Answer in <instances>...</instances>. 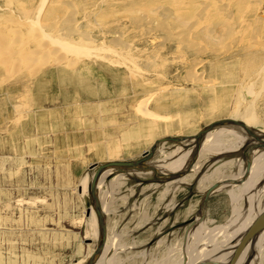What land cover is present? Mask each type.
I'll list each match as a JSON object with an SVG mask.
<instances>
[{
  "label": "rangeland",
  "instance_id": "1",
  "mask_svg": "<svg viewBox=\"0 0 264 264\" xmlns=\"http://www.w3.org/2000/svg\"><path fill=\"white\" fill-rule=\"evenodd\" d=\"M27 1L30 4L27 7L33 9L41 0ZM43 3H47L43 5L44 12L49 3L47 0H43ZM18 6V2L0 0V16L4 15L0 26L21 29L27 33V27L10 21L11 18L28 19L23 9ZM72 10L66 9L61 14L64 17L70 16ZM81 12L78 15L73 14L74 18L80 19L79 33L82 36L91 35L94 42H100L103 39L100 35L103 36V32L110 31L109 24L110 20L114 21L113 16L97 21L98 23L93 19L94 23L92 21V24H88L91 26L86 27L84 26L87 24L84 16L86 12ZM157 16L158 14L150 16L157 19L156 23L146 22L144 26L138 27L139 29L135 26L129 29L119 28L125 33L124 38L131 41L132 44L130 42L128 44L132 53L138 56L140 53L142 57L153 56V60L157 59L156 63L159 65L163 57L169 58L164 66L148 68L146 76L150 78L151 86L142 92H134L129 88V93L111 103L115 108L82 109L77 114L70 115L72 118L70 121L62 122L58 118L48 116L39 117L31 126L26 127V135H22L19 128L12 125L13 123L4 124V115L0 114V264H97L98 261L99 264H189L190 262L196 264L202 254L209 253L208 256H213V259L225 257L224 253L230 250L226 246L227 243H231L232 240L235 242L240 233L237 229L245 225L244 220L254 209L264 206V192L258 191L264 185V155L256 154V150L249 152L251 147H259L261 143H256V139L243 127L217 126L240 127L245 131L247 139L239 149H232L231 142L228 146V141L224 145L228 148L219 152V143H210L203 150L204 139L200 141L199 146L196 145L197 140L193 139L183 148L181 144L168 140L169 137L193 138L210 123L226 117L243 121L254 130L256 135L258 132L264 133V86L256 84L254 80L257 78H244L243 70L238 65L239 57L233 55L235 51H232L226 59L216 61L221 65L219 75L225 72L227 77L218 76L214 72L212 64L215 60L206 55L204 64L197 67L203 72L201 74V77L205 78L203 80L199 72H194L195 69L191 70L192 67L195 68L192 65L198 62L197 59H201L200 55L196 53L192 55L194 52L191 49L176 52L178 44L173 39L175 34L171 35L170 30H165L163 25L159 26L158 23L163 22L164 17ZM52 19L57 21L55 17ZM45 20L48 29L53 28L51 25L53 22L47 18ZM37 22L38 17L36 24ZM92 27L95 28L91 29ZM170 27L174 32L178 30L176 28L178 25L173 20H170ZM63 32L65 31L61 33ZM155 36L158 37L156 40H154ZM163 36L166 38L162 39ZM10 38L15 39L16 34H10ZM126 46V43L122 44L120 49L124 50ZM193 58L197 59L193 60ZM190 62L192 65L189 64ZM85 63L110 66L103 60L96 62L88 60ZM186 68H189L190 74H186ZM194 73L195 75H191ZM205 80L207 82H204ZM239 82L242 83V87L239 86L241 84ZM164 85H169L168 92L175 88L184 91L178 97L174 95L176 98H168L167 91L162 92L160 94L169 101L157 96L162 100L156 105L157 108L153 107V102L150 104L157 114L167 116L165 119L144 118L127 99L137 101L141 96L147 95L149 90ZM9 86L11 85L6 83L0 86V99ZM116 102L120 105L116 106ZM2 107L4 103L1 104L0 109ZM245 111L252 112L263 122L257 125L249 124L243 115ZM186 114H191L189 122H185ZM140 118L161 122L163 128L152 135L149 142L145 143L143 138L138 137L140 141L131 140L130 146L127 147L123 139L129 137V131L135 129ZM182 118H184L183 122ZM165 125L168 129H164ZM189 125L192 127L190 128ZM85 134L89 135L85 136ZM217 138L223 141L226 136L218 133ZM158 139L166 141L158 146L156 155L159 154L161 146L167 151H172L177 145L181 148L176 151L177 154L186 149L185 152L190 149V159L193 154L191 163L189 164L190 160H188L186 164L189 165L187 169L183 167L175 172L181 173V177L188 175L178 181L177 186L167 185L168 182L156 179L157 174L161 175L162 168L159 167L155 157L148 162L147 171L146 169L114 170L105 178L101 189L96 188L92 192L87 187L88 190L83 191L82 177L88 173V179L93 180L90 172L96 168L92 170L91 166L109 159L104 150L111 141L112 144L118 142L122 147L120 155L115 160H134L150 149ZM262 149L260 148L261 151ZM254 157H260V161L253 165ZM249 161L252 163L251 166L253 165L250 175L255 177L256 184L250 183L252 189L248 194V190L244 192L242 185L250 175L244 172L240 178L238 174L244 167L246 171ZM201 163L203 165L201 170L195 172L194 166ZM153 168L155 171L150 170ZM219 181L225 185V188L216 190L201 208L205 192L212 184ZM105 204L107 211L102 215L105 225V244H109L110 249L106 248L107 253L100 248L102 228L96 211V206L103 210ZM92 210L98 222V238L89 229L91 227L88 220ZM203 219V228L188 242V233L190 235ZM263 233L249 245L245 259H240V261L244 260L243 264H264ZM94 248L96 249L94 261H85ZM229 261L230 257L219 261L218 264H228ZM209 262L216 264L212 259ZM199 264L203 263L199 261Z\"/></svg>",
  "mask_w": 264,
  "mask_h": 264
},
{
  "label": "bare ground",
  "instance_id": "2",
  "mask_svg": "<svg viewBox=\"0 0 264 264\" xmlns=\"http://www.w3.org/2000/svg\"><path fill=\"white\" fill-rule=\"evenodd\" d=\"M13 1L18 2L19 6L23 9L24 15H26L28 19L15 20L14 18H11L10 21L12 20L14 23L27 27L28 32L24 33L23 31H21V29H17V28L10 29V27L5 28L4 26H0V66H8L12 70V71L8 70L5 73V77L0 76V86L4 84V82H6L8 78L10 79L12 78L14 80H19L20 81L19 85H23L25 89L28 91V93L23 96L24 99L22 102L19 101L16 104L14 103L15 108L20 113L23 112L22 110L24 109H28V110H32V108L38 109L45 105L43 103L44 97L43 95H39V93L37 92L39 90L37 88L39 85L38 83L42 81V78L43 79L47 78V74L44 73L46 69H50L53 72L57 71V73H60L59 77L61 78L64 77L65 78L64 81L67 80L68 83L70 82L73 83L78 79L79 83L81 84L80 86L81 88L80 89L75 88L76 93L72 92L74 88L73 89L66 88L71 91H67L65 89L64 91H62L63 93L61 95L62 97L61 99L63 100L62 103L64 104L73 101L78 102L81 99L82 92L88 91L87 86L91 83V81L88 80L86 76L80 78L77 77L75 79L70 77L76 74L80 66L86 65L85 62L88 60H93V61L95 60V62L98 60H103L107 62V64H110V67L116 69L115 70L116 80H119V78L120 80L122 79V84H123L121 96L122 95L125 96L126 93H129L128 92L129 88L134 92L140 93L143 90H145V88H147L148 86H151V80L146 76V72L149 71L148 68L151 67V69H154V67L156 68L160 65L164 66V64L169 61V58L163 57L162 62L159 65V63L158 64L156 63L157 59L153 60V56L142 57L140 56V53H138L139 56L134 52L132 53L129 49V44H128V42L131 43V41L126 40L124 38L125 33L123 32V30L119 28L129 29L133 26H135V28H138L144 26L143 24H145L146 22L156 23L155 20L157 19H155V17L154 18L150 17L153 14H158L157 17L163 16L164 21L158 23L159 26L163 25L162 27L165 28V30L167 31L170 30L172 32L171 35L175 34L173 36V39L176 41L175 43L178 44L176 52L178 53L180 51L185 52L187 49H191L194 52L192 53V55L195 53L200 55L199 56L201 57L200 60L197 59L198 57L196 58L198 60L197 63L195 64L193 63L194 65H192V62L189 63L195 67V68L192 67L191 70L195 69L194 72L196 73L199 72L198 74H200V77L203 72H200L199 68L197 67L200 64H204L206 55L209 58L215 60V63L212 64V69L214 70V72L218 76L227 77L228 75L225 74V72L224 73L221 72L219 75L218 71L221 69V65L217 64L218 62L216 61L226 59L227 56L232 53V51H235L233 55L239 57L238 65L240 69L243 70L244 78H249V79L257 78V80H254L256 84L260 86H264V0H67V1L47 0L49 5L44 12H43V8H44L43 5L45 6L47 3L44 4L43 0H41L38 6L33 9L31 7L29 9V7H27L28 5H30L28 4L29 1L27 0H10V2ZM66 9L68 10L73 9L72 10L73 12L70 13V16L64 17L62 16L61 13ZM81 11L86 12V14H84V16L87 19L86 21L87 24L84 25L86 27L88 26L89 23L92 24L93 19H95L94 21L97 22V21H102L108 18L109 16H113L114 21L110 20L111 23L109 24L110 31L105 30L107 32H103V36L100 35V37L103 38L100 42L98 41L94 42L93 37L91 35L82 36L79 33L80 32L79 29H81L80 28L81 26L79 25L81 24L79 22L80 19L74 18L75 16H73V14L78 15ZM37 17H38V22L36 24ZM52 17H55L57 21L56 20L53 21ZM46 18L50 22H53L51 24L53 28L48 29L49 26L45 20ZM3 19H4V15L0 16V21ZM170 20L171 21L173 20V22H175V24L178 25V27H176L178 29L176 32H174L173 29L171 30ZM93 28L95 27H92L91 29ZM60 31L61 32L65 31V32L61 33ZM85 31L87 32V30ZM77 32L79 36H77L78 34H75ZM12 33L16 34L15 39L10 38V34L12 35ZM109 35H111L112 37L110 38ZM151 36L154 35L151 34ZM107 37H109V40ZM156 38L158 37L155 36L154 40H156ZM163 38L165 39L166 37L163 36L162 39ZM125 43L127 44L126 48L124 50L120 49V46H122V44ZM16 45L19 47L15 48ZM194 58L193 60H196ZM240 63L242 64V66ZM188 69H187V73L185 72L186 74L188 73L190 74V72H188L189 71ZM184 74H182V76ZM53 75L54 73H51L50 75L51 80L52 77H54ZM191 75H195V73ZM201 78H203V80L205 79L204 77ZM193 79L197 80L198 78L197 79L193 78ZM187 81H191V80H187ZM208 81L210 82V80ZM204 82L207 81L205 80ZM243 83L245 84V81H243ZM239 86L242 87V83L239 84ZM168 88H170L169 85H164L160 88L149 90V92L146 93L147 95L142 96L141 99L137 101L138 103L137 107H139L140 112L144 116L151 117L152 119H165V118H159L160 117L159 115H156L152 111H150L147 108V105L154 99L158 100V98H156L157 96L166 98L162 94H160L165 91H167L168 98L174 97V95L178 97L180 94L184 93V91H180V88H175V90H171L168 92ZM111 92L114 93V91ZM258 96L259 94L257 95V97ZM34 97H35V104H33ZM50 98L51 99L55 98V95L50 96ZM120 98L115 99L114 101H111L108 104L118 101ZM168 98L166 99L169 101ZM127 99L133 102L132 99L129 98ZM59 101L60 98H57V102H58L57 105H61ZM243 115L245 116L249 124L254 123L255 125H257L259 124V122H263L259 120L258 117H256L252 112L245 111ZM25 116L26 115L24 113H22L21 115L18 114L17 119L15 120L17 121L16 125L21 124ZM190 116L191 114H186L185 122H189L191 120ZM191 127L192 126H190V128ZM218 133L219 135L224 134L226 136V139L223 141L218 140L217 138ZM257 136L259 138L258 139L255 138L256 139L255 142L256 143L260 142L261 144H263L264 133L258 132ZM246 139H247V135H245V131H243L240 127H230V126H226L223 128L215 127L205 135L202 143V147H203L202 149L205 150L207 145L210 143H219L218 151L220 152L221 150L228 148L227 146H224L227 143V141H228L227 143L228 146L230 144L229 142H231L232 149L233 148L239 149L244 145ZM255 142L253 141V143ZM178 145L172 151L165 150L164 146L163 147L161 146L159 148L160 152L155 157H156V162L159 163V167L162 168V172H161L162 175L174 173L176 171H179L183 167L187 169V167L189 166V165L186 166V164L189 162L188 160H190L189 164L191 163L193 154L190 159L189 157L190 149L187 152H185L187 150L186 149L181 153L177 154L176 151L180 148ZM231 148H229V150ZM259 150L260 149H256V151L252 150L251 152L255 151L256 154L258 153L260 155L262 154L264 155V148L262 149V151L260 150L261 153L258 152ZM259 158L257 157L253 158V165L256 164V162L260 161ZM223 162H225V164H228V162L226 161ZM202 166H203L202 163L194 166L195 172L196 171L199 172ZM244 168L238 174L240 178L245 172ZM95 171L96 169L90 172V176H92V179L94 177ZM112 171L113 170H108L105 174H103V176L98 181L97 188L101 189L100 188L102 187L101 184L104 182L105 178L112 173ZM250 172H251V168L250 171L247 172L246 174H248L249 176ZM87 174L88 173H86L83 176L82 182L84 181L88 182L87 187H89L90 184L92 183V180L88 179ZM187 176L177 177L176 179L169 181L167 185L177 186V182L180 181L181 179H184V177ZM250 183L254 184L252 181L248 179L243 183L242 188L244 192L247 190H248L247 193L249 191L251 192L250 189H252V185ZM234 185L235 184L233 183L232 186ZM223 188H225V185L221 183V186L217 190H221ZM260 190L262 191V193L264 192V185L258 191ZM103 211L105 212L107 211L106 204L103 206ZM263 211L264 209H260V211L256 215H254L253 218H256ZM195 219L199 220L197 218ZM204 219L201 220V222L197 225L196 228H194L195 230L193 229L194 231L190 232L191 236L198 233L197 231L200 229ZM88 221L91 227L89 229H91L93 234L98 238L99 236L98 226H97L98 222L93 210L91 211V216ZM251 223L252 221H249V219H245L243 223L245 225L239 227V229L237 230H241V229L246 230ZM244 232L245 231L243 232L240 231L239 233L240 235L236 238L233 245H231V243L230 245H227V247L231 249V251L225 252L224 253L225 257L223 258L217 257L218 259H214L216 264H218L219 261H222L229 257L231 258L234 252V248L238 244ZM260 235L258 237H260ZM250 244L252 243L248 244L243 254L241 255L240 257L241 260L245 259L247 253L249 252ZM108 245L105 244V247L103 248L104 249L103 252L106 251V248L109 249ZM95 250L96 249L94 248L89 252L85 261L87 260L90 262L94 261L93 259L95 256ZM202 251L203 250H201V252ZM208 254L207 255L203 254L205 257L202 256V258L204 257L206 259L204 260L206 261L205 264L208 263L210 259L214 258L213 256H211L212 258H208ZM103 255L101 257H103ZM206 256L208 259L206 258ZM221 256H223V254ZM200 258L201 255L199 259L198 257L195 258L196 260L198 259L196 264H199L198 261L201 260ZM195 259L194 260L191 259V260L195 262L196 261ZM240 259L238 260V262L240 263L242 262L241 264H243L244 260L240 261ZM190 263L192 264V262ZM97 264H99V261Z\"/></svg>",
  "mask_w": 264,
  "mask_h": 264
},
{
  "label": "crops",
  "instance_id": "3",
  "mask_svg": "<svg viewBox=\"0 0 264 264\" xmlns=\"http://www.w3.org/2000/svg\"><path fill=\"white\" fill-rule=\"evenodd\" d=\"M93 68H95V69H93ZM8 70H11V68H9L8 66H0V76L5 77V73ZM96 70H98V71H96ZM115 70L116 69H112L110 66L108 67V66L100 65L98 63L96 65H95V63L94 64L87 63L86 65L80 66L78 68L76 74L72 75L70 78L75 79L77 77L80 78V77L86 76V78L91 81V83L87 86L88 91L82 92L83 97L81 96V99L78 102L73 101V102H68L69 104L68 103L64 104V103H62L63 100L61 99L62 98L61 95L63 93L62 91H64L66 88H72V89L74 88L72 92L76 93L75 90L80 89L81 84L79 83L78 79H77V81H75L73 83H71V82L68 83L67 80L64 81L65 80L64 77H62V78L59 77L60 73H57V71L53 72L50 69H46V71H44V73L47 74V78L46 79L42 78V81L40 83H38L39 85H38L37 89L39 91H37V92L39 93V95H43V97H44L43 103L48 102L50 104L44 105L43 107L38 108V109H34V108H32V110L24 109V110H22L23 112H21V113L17 111V109L14 106V103L16 104L19 101L22 102L24 99L23 96L26 95L28 93V91L25 89V87L23 85H19L20 84L19 80H14L12 78L11 79L8 78L6 80V82H4V83L10 84L11 86L7 87V90L5 91L4 96L0 99V106L2 103H4V107H2L0 109V114L4 115V124L13 123L12 125H14V127L19 128V131L22 133V135H26L25 134L26 133L25 132L26 127L31 126L35 121L38 120L39 117L40 118H42V117L44 118L45 116L54 117V118L60 119L63 122V120H66V121L69 120L70 121L72 119L70 117L74 114H77L82 109H89L92 107H100V108H103V110L113 109V108H115V106L111 105V103L110 104H108V103L111 101H114L115 99L120 98L122 88H123L122 79L120 80V78H119V80H116V76H115L116 71ZM51 73H54V75H53L54 77H52V80L50 77ZM110 73H111V75H110ZM92 75H94V76H92ZM113 76H114V78H113ZM93 77H94V79H93ZM101 77H102V79H101ZM108 79H111V81H109ZM64 86H67V87H64ZM66 90L71 91L68 89H66ZM111 91H114V93H112ZM53 95H55V98L51 99L50 96H53ZM94 95H95V97H94ZM57 98H60L59 103H61V105H57L58 104ZM132 100H133V102L129 101L130 104L132 106H134L135 109H137V111L141 114V116H143L145 118L146 116H144L140 112L139 107H137L138 106L137 101H139V100H137V101H135L134 99H132ZM160 101H162V100H159V99L155 100L154 99L153 101L148 103L147 108L150 111H152L154 114L159 115L160 116L159 118H166L167 116L157 114L155 111H153V108L150 107V104L153 102L154 103L153 107L157 108L156 105H159ZM33 104H35V97L33 98ZM115 105L118 106V105H120V103H116ZM51 106H54V107H51ZM22 113H24L26 116L23 118L24 120L22 121L21 124L16 125L17 121H15V120L17 119L18 114L21 115ZM67 116H69V117H67ZM184 118H182V122L184 121ZM162 128H163V126H162L161 122H156V121L152 122V121L141 119L139 121V124L135 127V129L132 128L129 131V133H128L129 137H127V135H126L127 138H125L123 140L126 141L127 147L130 146L131 140H138V137L143 138V140H145L144 142L147 143V142H149L148 141L149 138H151L152 135L160 132V130H162ZM164 129H168V126L165 125ZM110 134H112V133H110ZM87 135H89V134H85V136H87ZM138 141H140V140H138ZM112 142L113 141H111V144H109L106 147V149L104 150V152L106 153V155L109 158L108 160H115V158H117L120 155L121 148H122L118 142L115 141L114 144H112ZM259 178H261V176H259ZM82 179H83V177H82ZM247 179L252 181L253 183H255V177H253L252 175H250V178L248 177ZM81 184L83 186V191H86L88 182H86V181L82 182V180H81ZM232 194L234 196L236 195L234 192ZM260 209H264V206H261L259 208L254 209L252 211V214L249 217H247V219H249V221H253L255 219V218H253L254 215H256L260 211ZM203 223H204V221H203ZM203 223L201 224L200 229L197 231L198 233L203 228ZM239 231L243 232L245 230L241 229ZM239 235L240 234H238V236ZM187 237H188V242H190V239H192L193 236L190 237V235L188 233ZM162 242H164L163 239H162ZM233 244H234V240H232V242H231V245H233ZM227 245H230V243L229 244L227 243ZM229 251H231V249ZM204 255H207V254H204ZM204 255L202 254V256H204ZM203 258L201 257L200 258L201 260H199L201 263L206 262V261H204L206 259L205 258L203 259ZM206 258H207V256H206ZM208 258H212V257L209 255ZM212 260H214V259L212 258ZM210 263L211 262L206 263V264H210Z\"/></svg>",
  "mask_w": 264,
  "mask_h": 264
},
{
  "label": "water",
  "instance_id": "4",
  "mask_svg": "<svg viewBox=\"0 0 264 264\" xmlns=\"http://www.w3.org/2000/svg\"><path fill=\"white\" fill-rule=\"evenodd\" d=\"M223 125H232V126H241L246 129L248 134L256 139L259 137L256 135L254 130L251 127H248L243 121L234 119V118H223L217 121H214L213 123H210L207 127L204 129L200 130L197 134H195L193 138H183V137H169L168 140H172L176 143L181 144V146H187L190 144L191 140L195 139L197 140L196 145H200V141L204 139V136L213 128L217 126H223ZM165 139H158L154 145L150 147V149L144 151L142 155L134 160H108L103 163H96L91 166V169L96 168L93 180L91 185L89 186L90 191L94 192V189L96 190L98 181L100 178L105 174L108 170H118V169H123V170H137V171H143L149 168L148 167V162H151L152 159L156 156V151L158 146L165 142ZM195 145V146H196ZM255 148L251 147L250 153L252 150L264 148V143L261 144L259 147L254 146ZM253 148V149H252ZM250 158V156H249ZM251 162L249 161L246 167V173L250 171L251 168ZM152 171H155V168L150 169ZM149 170V171H150ZM112 171V172H113ZM181 173H170V174H165V175H156V179L161 182H169L171 180L176 179L177 177H181ZM221 181L216 182L212 184L207 191L204 194V197L202 199L201 203V208L206 205L209 197L221 186ZM96 211L99 217L100 221V233H101V242H100V248H104V245L106 243L105 241V225L103 222V215L104 211L100 209L98 206H96ZM103 212V213H102ZM264 232V211L259 214L249 225V227L245 230L243 235L241 236L238 244L234 248L233 255L230 258V261L228 264H236L238 260L240 259L241 255L243 254L244 250L248 246L249 243H252L260 234Z\"/></svg>",
  "mask_w": 264,
  "mask_h": 264
}]
</instances>
